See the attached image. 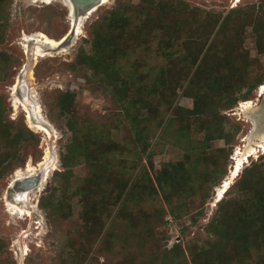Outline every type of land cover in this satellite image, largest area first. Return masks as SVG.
<instances>
[{
	"label": "trees",
	"instance_id": "16d2710c",
	"mask_svg": "<svg viewBox=\"0 0 264 264\" xmlns=\"http://www.w3.org/2000/svg\"><path fill=\"white\" fill-rule=\"evenodd\" d=\"M12 2L0 0V83L20 63L1 48ZM249 28L264 55V4L224 16L184 0H118L116 8L92 23L90 49L82 48L67 66L90 71L86 80L98 82L114 100L116 128L124 124L132 135L115 139L110 120L102 123L82 115L76 93L58 91L56 106L72 141L62 155L65 170L56 176L64 198L79 199L86 247L92 253L101 240L97 252L107 255L104 264H189L185 253L180 254V243L168 255L153 254L155 229L164 226L168 215L176 222L191 217L197 224L214 188L229 174L232 144L241 126L222 112L249 101L264 83V67L244 46ZM183 88L192 108L176 104ZM4 100L1 96L0 179L26 165V143H40L25 123L16 127L6 119ZM221 140L225 146L215 149L214 142ZM158 143L182 148L183 159L164 162L157 170ZM83 163L89 173L75 181L74 167ZM161 198L166 206L160 205ZM66 204L41 205L67 219L73 211ZM108 219L123 221L129 238L113 226L106 230ZM205 229L207 243L191 251L192 264H264V157L244 168ZM117 243L124 255L115 260L111 255Z\"/></svg>",
	"mask_w": 264,
	"mask_h": 264
},
{
	"label": "rangeland",
	"instance_id": "374dc122",
	"mask_svg": "<svg viewBox=\"0 0 264 264\" xmlns=\"http://www.w3.org/2000/svg\"><path fill=\"white\" fill-rule=\"evenodd\" d=\"M108 1L90 19H85L82 22L83 31L80 35L74 36L70 42L71 46L66 51L52 50L51 55L41 58H37V45L25 41L26 35L35 37L40 33H45L55 40L65 38L72 29L69 9L61 0H56L50 4L36 0H13L12 2L7 40L1 48L10 52L20 63L14 67L8 80L0 83V97L3 96L5 99L6 119L16 127L25 123L40 139V143L39 145H36L35 142L26 143L22 150L23 157L27 160L26 165L17 166L13 172L0 179V240L4 244V249L0 252V264H104L106 261L107 255L97 252L101 246V240L95 244L92 253H89V249L86 247L88 244L82 235L84 222L81 219L79 199L69 197L65 199L63 190L59 188L60 181L56 172L65 170L62 155L72 141V134L67 127V120L61 116L56 106V94L58 91L76 93L78 111L82 115H89L91 118L102 121V123L110 120L109 126L113 128L115 139L122 141L128 135H132L129 128L124 124L120 129L116 128L115 125H118L119 122L114 100L109 92L103 87L101 88L98 82L86 80L85 75L90 74V71L85 67H79L77 71H72L67 66V64L76 61L82 48L90 49L92 23L108 10L116 8L118 0ZM132 1L138 3L140 0ZM184 1L189 3L191 7H200L207 11L222 13L224 16H227L232 10H249L254 5L259 8L264 4V0H242L239 3L235 0ZM244 46L250 51V57L259 59L262 67H264V55L257 51L252 28L247 30ZM31 73H33L32 76ZM22 86L25 88L24 91ZM260 88L261 86L252 93L250 100L263 105L264 96L260 95L258 91ZM184 90L185 88L180 89L176 104L192 108L194 102L185 96ZM244 102L241 100L234 108L222 112L231 121L241 126V131L232 144L233 152L229 158V174L236 148L245 146L243 139L250 135L254 126L251 120L246 119L241 114V107ZM39 108L42 110L43 118L49 123L45 126L49 133L37 127L39 121L43 120L36 113V109L38 111ZM32 111L35 112L37 121L33 117ZM161 133L162 130L159 131L158 136ZM156 141L157 139L154 143ZM213 146L215 149L224 147L225 142L223 140L215 141ZM154 150V162L157 170L161 168L164 162L181 160L185 154L182 148L175 147L170 143H158ZM48 153L49 157L45 162ZM263 157L264 152H261L258 156L252 157L245 167L261 161ZM43 163L44 165H42ZM29 164L36 168L35 174L29 172ZM89 170L90 167L86 163L74 167L75 181L83 180L88 175ZM41 171H44L43 180L37 189L19 191L16 194L12 185L18 180V174L23 175L26 179L38 175ZM242 171L233 182L234 184L240 179ZM152 173L155 174L154 171ZM229 174L226 179L229 178ZM233 183L231 187L234 185ZM218 189L219 186L214 188L212 198L206 207V215L197 224L193 222L191 217H185L176 222L168 215L164 226H156L154 242L157 241L155 243L157 246L155 248L152 243L153 254L160 257L168 255L170 249L180 243L183 249L180 254L183 256L184 252L189 264H192L191 251L198 250L207 243L208 234L205 227L218 209ZM74 190L73 188L72 192ZM231 194L238 196L234 192ZM30 195L35 200L26 203ZM50 196L52 199L49 198ZM17 198L19 202L16 201ZM43 201L50 205L60 204L61 201H64L67 203V209H69V205L72 207L73 215L64 219L61 212L54 213L52 208L42 206ZM10 203L22 207L32 214L26 216L13 215L8 207ZM35 204L37 208H33ZM160 205L166 206L162 198ZM108 222L106 230L113 226L119 234L129 238L130 232L128 235L127 227L123 221L108 219ZM134 243L135 241H130V247ZM115 248L111 256L117 260L124 255V248L119 243L116 244ZM82 249L83 254L80 255ZM151 251H147V253ZM135 255L139 256V250L136 251ZM140 255H144V252H141Z\"/></svg>",
	"mask_w": 264,
	"mask_h": 264
},
{
	"label": "bare ground",
	"instance_id": "6f19581e",
	"mask_svg": "<svg viewBox=\"0 0 264 264\" xmlns=\"http://www.w3.org/2000/svg\"><path fill=\"white\" fill-rule=\"evenodd\" d=\"M36 1L43 2L45 4H50L56 0H36ZM241 1L242 0H235V2H237V3L241 2ZM61 2H63L64 5L68 9H69V7H71V5H70L71 0H61ZM107 2H109V1L105 0V3H107ZM92 15L89 16V19ZM70 18H71L70 21H71V25H72L71 33L68 36H66L65 38L62 37L60 40H55V39L51 38L50 36L46 35L45 33H40L39 35H37L35 37H32V36L29 37L26 35V37H25L26 42H32V43H35V45H37V47H36L37 56H38L37 58L46 57L48 55H51L53 53L52 50L66 51L71 46L70 42H72V39H73L71 36L76 35V34L77 35L81 34V32L83 31L82 30V22L85 21V19H88V17L83 18V16L76 14L75 9L73 8V15ZM67 43H69V44H67ZM32 74L33 73H31V76H32ZM258 91H259L260 95L264 96V84L261 86V88ZM241 111H242L241 114L244 115V117L246 119L251 120L253 122L254 126H253V129H252V132L250 133V135L247 138L243 139L245 146L242 145L240 147H237L235 150V153L232 157L233 163L231 166L229 178L224 180V182H225L224 187L219 189V193H218L219 199L223 196V194L226 195V193H227L226 190L229 188L230 185H232V183L235 181V179L238 176H240L241 171L244 169L245 165L247 163H249L250 159L252 157L258 156V154H260L261 152H264V103H263V105H259V104H256L252 100L245 101L244 103H242ZM36 113L38 114L39 117L43 118L41 108H39L38 111L36 109ZM48 124H49L48 121L43 118V120L39 121V124H37V127L40 130H43L46 133H49L48 129L45 128V126ZM258 149H260V151H258ZM48 157H49V153L47 154V156L45 158V162L47 161ZM44 163L42 165H44ZM28 168H29L30 173H34L36 171V168H34L31 164L28 165ZM47 171H48V168H47ZM18 177H19L18 180H23V178H24L23 175H21V174H18ZM22 191L23 190H20V192H22ZM34 200H35L34 197H32L30 195L29 200L28 201L26 200V203L33 202ZM16 201L19 202L18 198ZM8 205H9L8 207H9V209L13 215L19 214L22 216H24V215L26 216V215L32 214L31 212H28L24 208H22V207L20 208L17 205L14 206L11 203ZM33 208H37V205L35 204L33 206Z\"/></svg>",
	"mask_w": 264,
	"mask_h": 264
},
{
	"label": "water",
	"instance_id": "95a60500",
	"mask_svg": "<svg viewBox=\"0 0 264 264\" xmlns=\"http://www.w3.org/2000/svg\"><path fill=\"white\" fill-rule=\"evenodd\" d=\"M105 3V0H71V7H69V15H73V8L75 9V13L83 16V18L88 17L95 13L100 7H102ZM75 35L71 36L74 38ZM23 91L25 90L24 86H22ZM33 117L37 121L36 115L33 113ZM44 171H41L38 175L34 177H29L23 180H17L13 183L12 188L16 192V194L20 191H32L37 189L42 182ZM234 184V183H233ZM225 182L220 185L219 189L224 187ZM231 188V185L226 190V192ZM218 189V191H219ZM225 195H223L224 197ZM220 198L219 202L223 199Z\"/></svg>",
	"mask_w": 264,
	"mask_h": 264
}]
</instances>
